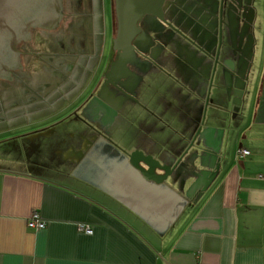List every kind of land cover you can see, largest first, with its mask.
I'll return each mask as SVG.
<instances>
[{
  "label": "crops",
  "instance_id": "1",
  "mask_svg": "<svg viewBox=\"0 0 264 264\" xmlns=\"http://www.w3.org/2000/svg\"><path fill=\"white\" fill-rule=\"evenodd\" d=\"M69 4L57 39L38 37L33 45L38 54L28 53L26 72L0 89L5 102L0 136L14 132L36 137L48 129L52 135L54 123L78 108L105 119L112 140L102 132L91 133L63 150L61 162L50 159V165L0 157V264H264V0H253V34L244 48L246 79L224 70L226 84L223 78L215 80L217 69L214 74L218 89L232 86L230 102L242 108L246 103V110L235 113L213 88L207 95L212 58L193 43L171 51L176 60L170 72L184 77L174 81L172 93L160 83L142 84L144 92L154 89L152 104L145 93L135 95L137 100L126 98L108 74L97 82L106 37L95 32L105 29L104 2ZM161 31L147 27L141 35L136 53L142 60L151 57L149 51L165 61L169 43L157 37ZM125 64L123 69L135 74ZM56 68L62 77L52 74ZM105 68L108 73L109 63ZM141 81L131 84L135 91ZM236 83H243L244 90L236 89ZM213 97L223 104L213 105L210 114ZM64 101L69 106L46 115ZM204 101L208 125L199 143L193 120L201 121L197 114ZM102 106L117 108L112 121ZM162 108L166 114L159 112ZM121 116L123 124L114 133ZM25 118L40 126L33 128ZM190 145L193 164L186 156L180 176L161 186L138 180L130 167L134 151L173 165ZM240 148L250 153L242 157ZM140 165L145 166L142 160ZM42 168L53 176L36 172ZM35 211L46 222L42 229L29 224ZM79 224L90 225L93 233L81 231Z\"/></svg>",
  "mask_w": 264,
  "mask_h": 264
},
{
  "label": "rangeland",
  "instance_id": "2",
  "mask_svg": "<svg viewBox=\"0 0 264 264\" xmlns=\"http://www.w3.org/2000/svg\"><path fill=\"white\" fill-rule=\"evenodd\" d=\"M103 1L106 16L105 29L108 32L105 36L106 40L103 46V63L102 66L98 68L97 75H95V79H98L97 82H99L103 77L104 80L106 79L107 73L105 67H108L111 54L115 52L113 44V31H111L110 27L114 14V0ZM238 2L239 5L237 6L234 4V2H232V0H166L164 8L166 10L167 20L175 22V25L177 27L182 28V30H180L182 32L178 33L174 29L166 28L157 35L158 38H161L165 42L169 43L168 46H164L168 50L165 51V54H163V56H165V61L167 62L161 59L159 60L158 58H156L157 56H154V54L150 53L149 51H146V53L150 54L151 57H147L145 60H142V58H140V56L136 52L129 55V65H131V67L134 69L133 72L135 74L129 76V79L124 86L125 89L120 90L121 94L126 98H135V95L142 97L145 93V95L147 96V100H149L150 104H152V96L153 98L155 97V92L153 91L154 89L152 90V88H150L144 92V89L142 87V84L144 82H146L150 87H152L154 84L160 83L165 87L167 93H172L175 88L174 81L179 77H184L180 76L179 74L176 75L175 73H173L175 72L174 70L170 72V68H172L176 60L171 51L174 50L177 52L178 49H181L183 47V43H193V46L196 47L200 53L206 52L207 54H209L212 58V73L215 74V69H217L215 80L223 78L224 83H226V75L224 70L231 73H236L238 71L237 68L241 53H243L245 47L250 45L248 44L249 42L247 43V39L249 35L253 34V24L255 18L253 0H238ZM233 5H235L234 7L237 15L236 21L238 23V28L237 30H235L236 38H234L232 31L233 26L231 24V21L233 17L228 13L229 6ZM221 8L224 12L222 19L220 18ZM147 18L148 17H146V19ZM186 21L188 25L184 26ZM37 33L38 31L35 32V35ZM177 37H181L184 40L175 41ZM235 39L236 42L234 41ZM216 57L217 64L215 68L214 63ZM228 61L235 62L237 66L236 69H232V67L228 64ZM251 77L253 78V80L257 79L258 74L254 76L253 72V75ZM138 78L142 80L141 87L137 91H135L134 89L136 86H132L131 84H137ZM212 88L214 95L218 93L219 96H224L228 99L226 103L228 107L232 106V108L234 109V113L242 108V106L238 105L237 102H230L231 100L229 99H231V94L233 93L231 92L232 89H230L227 85L225 89L222 88L220 90L217 88L216 84L211 87L210 81L207 91L208 96H210L209 92H211ZM209 100L210 114L214 110L213 105L223 104V100L217 99L215 97H213L212 99L209 98ZM206 101H208V97ZM206 101H204L203 103L204 107L202 109L199 108V115L197 114V118L201 121L193 120V125H195V127L197 128L195 136L199 134V143L202 141L201 138H204V129L207 128L208 125V123H204L205 112L208 110ZM69 103L70 102L65 101L62 102L61 105L59 104V106L57 105L56 107L52 108L51 111L46 113V115L49 113L50 115H52L57 110V107H61L60 109H62V107L69 106ZM242 109H247L246 103L244 108ZM162 110L163 108L159 112L161 114H166L165 110ZM25 119V123H31L30 119ZM123 121L124 119L121 116L118 121V126H114L112 130L114 131V133L119 129V127H121ZM54 124V129L57 130L56 132H54V134L49 136L44 134H41L42 136H38L35 134L36 137H30L29 135H27L28 133L19 134L14 132L2 134L0 136V157L2 156V159L5 157H13L15 159L23 158L29 159V161L32 162L50 165V159L52 158H56L61 162L63 157L62 151L66 150L67 147L72 146V144L74 145L81 143L82 139L85 138V136L89 137L91 133L97 134V132L104 133V136L106 137H109L110 135V125L107 124V121L105 119L96 120L95 117L86 114V112H84L83 110H78V108L65 117H62L61 119H59V122H55ZM31 125L33 126V128L40 126L37 123H31ZM109 139L111 138L109 137ZM99 144L100 143H97L95 145V148ZM59 151L61 152L59 154H56ZM191 154L192 152H189L187 156L190 158ZM185 160L186 159H184L183 162H185ZM35 165L36 164L33 165L32 163L31 167H35ZM36 172L47 177L53 176L52 173L48 172L45 168H42V172Z\"/></svg>",
  "mask_w": 264,
  "mask_h": 264
},
{
  "label": "water",
  "instance_id": "3",
  "mask_svg": "<svg viewBox=\"0 0 264 264\" xmlns=\"http://www.w3.org/2000/svg\"><path fill=\"white\" fill-rule=\"evenodd\" d=\"M66 1L67 0H0V89L12 85L26 72L28 62V32H60L63 22V3ZM165 1L166 0H114L115 16L117 20V32L113 40L114 49L123 52L126 56L132 54L136 50L135 42L143 31L140 22L147 15H154L158 17V19L164 21L163 6ZM232 2L237 6L239 5L238 0H232ZM235 5L229 6L228 10L229 15L233 17L231 24L233 26L232 31L234 38H236L235 30L238 28ZM223 14L224 12L221 8V19ZM178 33H181V31H178ZM234 41L236 42V39ZM125 55H121L118 60L112 63L111 72L108 74L109 78L111 74H115L118 67H122V69L126 67ZM245 57L246 49L243 50L240 56L237 68L238 71L236 72L237 76L241 77L242 82L243 79L247 77L246 74L248 69ZM129 62L130 61H128V64ZM228 62L232 69H236L237 66L235 62ZM214 64L216 68L217 57L215 58ZM128 71L129 73L119 76L121 82L124 79L127 80L130 69ZM229 75H231V72H229ZM213 78L214 74L212 75L211 87L213 86ZM120 80L117 84L112 80L111 84L114 86L118 85V87L121 88ZM217 87L219 86L217 85ZM228 87L231 88L232 86ZM234 87L240 91L244 90L243 83H236ZM102 109L108 114L107 120H109V122L112 121L117 114V108L115 107L102 106ZM191 146L192 145H190L182 157L173 163V165L163 163L155 159L152 155H146L142 151H134L130 155V167L132 166V169L136 172L135 174L138 180L161 186L167 178L177 174L180 176L178 172L180 171V164L189 153ZM191 156L193 157V154ZM140 160L144 162L145 166L140 165ZM194 160V158L192 161L191 158L187 160L190 162L189 166L193 164ZM158 171H162V173Z\"/></svg>",
  "mask_w": 264,
  "mask_h": 264
},
{
  "label": "flooded vegetation",
  "instance_id": "4",
  "mask_svg": "<svg viewBox=\"0 0 264 264\" xmlns=\"http://www.w3.org/2000/svg\"><path fill=\"white\" fill-rule=\"evenodd\" d=\"M75 1V3H78L79 2V0H74ZM86 1V3H88V1L89 0H85ZM104 2V1H103ZM166 2V1H165ZM70 0H67L66 2H64L63 3V19L66 17V15L68 14V12L70 11ZM164 6H165V3H164ZM164 6H163V9H164V21H162V20H160V19H158V17H156V16H154V15H147V16H145L144 18H143V20L140 22V25H141V27H142V29H143V31H142V33L139 35V38L137 39V41L135 42V45H136V50L134 51V52H137V50H140V48L142 47V41L141 42H139V39L142 37L141 35H143L144 34V31L146 30V28L147 27H149L150 29H152V30H158V31H161V30H164V29H166V28H169V29H174L175 31H180V30H182V28H180V27H177L176 25H175V22H172V21H169V20H167V14H166V10H165V8H164ZM113 10H114V14H113V20H112V24H111V31H113V38H115V36L114 35H116V32H117V20H116V16H115V7H114V1H113ZM86 15H89V13H86ZM106 17V16H105ZM146 17H148L147 19H146ZM166 20V21H165ZM187 24H184V26H186ZM112 26H113V28H112ZM61 29H62V26H61ZM35 32L36 31H33V32H28V48H30L29 50H28V53L29 54H38V52L34 49L35 48V46L33 47V45L35 44L36 45V41H37V39H38V37H41V40H43V39H46V38H48V37H55L56 39H57V37H56V33H48V32H44V31H38V33L35 35ZM107 32L108 31H106V29H99V30H97L96 32H95V35L98 37H100V36H106V34H107ZM182 32V31H181ZM58 33V32H57ZM114 40V39H113ZM133 52V53H134ZM121 55H125L123 52H121V51H118V50H115V52L114 53H112L111 54V58H110V62H109V65H110V71L107 73V74H109L110 72H111V65H112V63L113 62H115L116 60H118L119 59V57L121 56ZM126 56V55H125ZM53 60V58H50V62H53L52 61ZM128 60H130L129 59V55H127L126 56V62L128 63ZM49 62V61H48ZM66 68H67V70L69 69L70 70V63H68L67 65H66ZM128 71V70H127ZM127 71H125L124 69H122V67H118L117 69H116V71H115V74H111V79H113V81L117 84V82L120 80L119 78V76L120 75H122V74H127ZM52 74L54 75V76H57V77H62V73L60 72V71H58L57 70V68L56 69H53L52 70ZM129 76H130V74L129 75H127V79L129 78ZM109 80H111L110 78H108ZM125 80V79H124ZM120 82H121V80H120ZM123 82V81H122ZM121 82V88L120 87H118V85H115L116 86V88L117 89H119L118 91H120V90H124L125 88H124V86H125V83H122ZM5 102H4V100H3V97H2V93L0 92V112L2 111V112H5ZM54 128V127H53ZM52 128V129H53ZM51 129H48V130H45L44 132H41V133H44V135H47V134H50L49 133V131H50ZM41 133H39V134H36V135H41ZM52 134V133H51ZM97 136V135H96Z\"/></svg>",
  "mask_w": 264,
  "mask_h": 264
},
{
  "label": "built area",
  "instance_id": "5",
  "mask_svg": "<svg viewBox=\"0 0 264 264\" xmlns=\"http://www.w3.org/2000/svg\"><path fill=\"white\" fill-rule=\"evenodd\" d=\"M250 151L245 148H240L238 150V154L242 157L248 155ZM30 226L36 228V229H42L46 226V222L41 218L38 211H35L32 216L30 217ZM79 229L85 233L91 234L93 233V229L88 224H79Z\"/></svg>",
  "mask_w": 264,
  "mask_h": 264
}]
</instances>
